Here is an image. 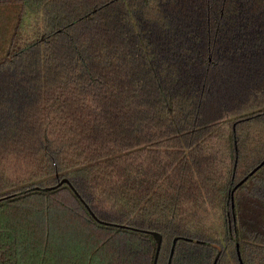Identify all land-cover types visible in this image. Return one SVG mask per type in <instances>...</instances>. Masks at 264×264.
<instances>
[{
    "label": "trees",
    "instance_id": "16d2710c",
    "mask_svg": "<svg viewBox=\"0 0 264 264\" xmlns=\"http://www.w3.org/2000/svg\"><path fill=\"white\" fill-rule=\"evenodd\" d=\"M263 158L264 0H0V264H264Z\"/></svg>",
    "mask_w": 264,
    "mask_h": 264
},
{
    "label": "water",
    "instance_id": "95a60500",
    "mask_svg": "<svg viewBox=\"0 0 264 264\" xmlns=\"http://www.w3.org/2000/svg\"><path fill=\"white\" fill-rule=\"evenodd\" d=\"M264 164V158L252 169L250 170V172L245 176L243 177L234 187H233V190H232V193H231V198H232V207H233V216H234V224L236 225V216H235V211H234V191L235 189L241 184L244 182V180L251 174H253L257 169H259L262 165ZM63 182H67V183H70L69 179L64 177L62 178L61 180H59L56 184L54 185H49V186H45V187H42V186H39V185H36V186H32V187H29L27 189H24L23 191H27V190H31V189H46V190H49V189H53V188H56L57 186L61 185ZM22 191V192H23ZM153 235L155 236V239H156V242H157V248H156V252H155V257H154V262L153 264H157V260H158V256H159V251H160V247H161V243H162V235L160 234V232L158 231H153ZM216 262L214 261V264ZM170 264V263H169Z\"/></svg>",
    "mask_w": 264,
    "mask_h": 264
}]
</instances>
